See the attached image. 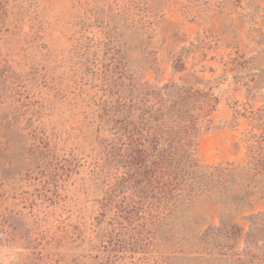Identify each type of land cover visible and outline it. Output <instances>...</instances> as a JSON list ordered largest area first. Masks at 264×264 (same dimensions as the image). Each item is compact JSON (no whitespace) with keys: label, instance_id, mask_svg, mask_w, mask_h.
Masks as SVG:
<instances>
[{"label":"rangeland","instance_id":"374dc122","mask_svg":"<svg viewBox=\"0 0 264 264\" xmlns=\"http://www.w3.org/2000/svg\"><path fill=\"white\" fill-rule=\"evenodd\" d=\"M145 80L216 180L172 213L123 144ZM0 264H264V0H0Z\"/></svg>","mask_w":264,"mask_h":264},{"label":"trees","instance_id":"16d2710c","mask_svg":"<svg viewBox=\"0 0 264 264\" xmlns=\"http://www.w3.org/2000/svg\"><path fill=\"white\" fill-rule=\"evenodd\" d=\"M190 93L186 86L168 83L158 87L145 80L132 88L123 102L127 117L133 119L139 114L137 124L129 123L130 136L123 143L128 156L144 157V165L138 171L145 170L146 188L153 187L158 204L171 213L188 203L196 192L202 193L204 183L216 185V180L211 179V174L206 175L197 161L195 119L187 104L192 99ZM133 161L129 168L138 167Z\"/></svg>","mask_w":264,"mask_h":264}]
</instances>
